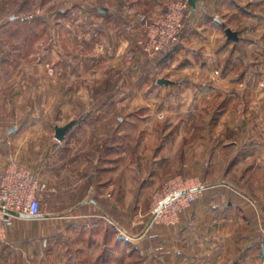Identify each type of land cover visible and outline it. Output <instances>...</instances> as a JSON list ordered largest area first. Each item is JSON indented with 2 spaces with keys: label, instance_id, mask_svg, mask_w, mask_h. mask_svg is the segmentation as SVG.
<instances>
[{
  "label": "rangeland",
  "instance_id": "obj_1",
  "mask_svg": "<svg viewBox=\"0 0 264 264\" xmlns=\"http://www.w3.org/2000/svg\"><path fill=\"white\" fill-rule=\"evenodd\" d=\"M178 3L188 5L179 41L150 55L144 50L150 30L143 18L166 19L169 7ZM103 10L110 12L104 15ZM227 29L238 38L230 39ZM139 41H147L142 49H137ZM139 55L149 59L160 55L163 63L151 73L141 70L134 80L127 73ZM158 77L162 79L158 81ZM131 86L139 90V96L132 100L133 112L123 113L121 183L133 189L125 194L128 203L136 201L137 187L140 196L150 197L148 210L142 200L136 210L139 220L147 215L138 240L155 242L161 230L177 226L182 213L204 198L209 188H229L237 204L233 205L234 214L240 220L231 244L218 248L217 264H262L264 0H224L218 6L206 0L195 6L190 0H0V139L16 135L20 124L36 121L37 127L26 129L30 134L25 146L31 149L38 142L36 133L39 138L57 136L53 125L41 128L40 124L72 118L73 114L67 117L59 111L57 104H68L72 99L79 104L100 103L110 99V92ZM65 89L74 90L79 97H66L62 94ZM164 136L168 137L166 144L160 141ZM159 141L165 146L169 142L168 173L154 191L150 188L141 195L149 159ZM8 145L11 148L13 141ZM13 162L34 172L25 160L14 158L9 164ZM137 162L138 171L133 168ZM177 179L188 188L204 187L202 195L181 212L177 224L157 225L145 235L156 194ZM47 190L48 185L37 216L45 219L43 245L37 251L32 249V220L23 230L29 233L28 239L20 242L19 250H8L0 262L161 264L135 255L134 245L118 241L120 233L110 228V220L102 224L68 218L83 213L54 207L50 196L43 197ZM227 230L226 226L222 233ZM120 242L124 243L122 248Z\"/></svg>",
  "mask_w": 264,
  "mask_h": 264
},
{
  "label": "crops",
  "instance_id": "obj_2",
  "mask_svg": "<svg viewBox=\"0 0 264 264\" xmlns=\"http://www.w3.org/2000/svg\"><path fill=\"white\" fill-rule=\"evenodd\" d=\"M208 1L216 2L218 6L220 1L224 0H206V2ZM103 11L104 15L110 12V10ZM158 11L156 9L155 13ZM102 28L105 30L104 25ZM125 48L127 51L131 49V47ZM160 57L162 58L159 55L154 59H149L139 55L130 64L131 68L127 76L135 80L141 70L147 69L148 71L149 69L150 73L153 72L157 64L163 63L161 62L163 58ZM70 76L75 77V73H70ZM159 79L162 78L158 77L157 80L159 81ZM65 90L62 94L66 97H70V99L75 96L79 97V94L74 90ZM107 96L110 99L107 101L104 98V101H100V103L79 104L74 102L75 99H72L73 102L69 100V103L68 99H65L68 104H57L59 111L67 113V117L73 114L71 120L60 123L49 120L42 125L40 124V127L43 128L45 124L46 126L53 125L54 128L58 129L70 125L62 139L54 135L48 137L42 135L39 138L36 133L34 138L38 142H35V147L27 149L25 144L30 133L26 129L37 127L36 121L20 124L16 135L2 136L0 139V175L12 159L25 160L33 165L35 174L48 185V190L43 197L50 196L54 207L78 209L83 213L81 216L68 218L74 219L73 217H75L84 223H91L93 220V222L105 224L106 221L109 222L110 220V223L113 224L110 228L113 227L117 233H120L117 240H124V242L134 245L135 255H141L152 260L154 258V263L160 261L161 264H217L218 248L221 247V244L227 246L231 244L229 241L233 240L234 227L239 224L237 220H240L234 214L235 208L233 207L237 204L232 201L229 188L215 191L209 188L204 198L182 213L180 223L174 227L163 228L160 232V238L155 242L138 240L139 232L144 226L147 215L139 220L136 210H138L140 200L145 202V207L148 210L150 197L148 195L145 199L146 196H140L138 193L140 189L137 187L139 191L136 201L133 203L126 201L128 199L126 196L133 189L124 188L121 183L123 160L121 147L124 143V136L120 133V128L125 117L123 113L133 112L131 109L135 105L132 100L139 96V90L133 86L124 89L119 88ZM77 101L80 102L79 99ZM80 117L83 119L79 120ZM20 127H23V130ZM140 139L142 138L137 137L138 141ZM167 139L168 137L164 136L160 141L162 143L167 142ZM11 141H13L11 148L9 145L7 147L6 143L10 144ZM161 142L150 156L151 159H149V166L147 167L148 175L141 185V195L147 193L150 188V192L154 191L164 175L168 173L166 165L169 161V153H167L169 152V142L166 146L165 142L164 145ZM138 166L137 162L133 168L138 171ZM113 174L115 177L112 176ZM116 174H119V178L116 177ZM117 179L119 181L116 184ZM195 183L202 184V182ZM129 185H131L130 182ZM146 200H148L147 203ZM226 204L227 210H224ZM224 213L226 214L223 215ZM38 217L30 219L19 215L10 220L5 227L4 239L0 241V258L3 259V257L8 256V250L12 248L19 250L22 245L20 242L27 240V236H29V233L23 230L32 220H34L35 226L34 237L31 238L34 240L32 249L39 250L44 242L42 230L45 219ZM226 226L228 230L224 235L222 232H225ZM121 242L120 247L124 244ZM259 255L262 264H264L261 252ZM0 264H5L4 260Z\"/></svg>",
  "mask_w": 264,
  "mask_h": 264
},
{
  "label": "built area",
  "instance_id": "obj_3",
  "mask_svg": "<svg viewBox=\"0 0 264 264\" xmlns=\"http://www.w3.org/2000/svg\"><path fill=\"white\" fill-rule=\"evenodd\" d=\"M187 9V4L178 3L176 7H169L166 19L148 21L144 17L143 21L150 30L148 35L150 39L146 41V45V42L139 41L137 49H142L145 45L144 50L153 55L178 42ZM203 188L200 186L188 188L179 179L169 182L161 193L156 194V202L145 235H149L157 225L177 224L181 212L200 198ZM46 189L47 185L33 171L18 162H13L4 169L0 177V240L4 238L5 226L13 217L19 215L37 217L41 214L43 203L41 196Z\"/></svg>",
  "mask_w": 264,
  "mask_h": 264
},
{
  "label": "water",
  "instance_id": "obj_4",
  "mask_svg": "<svg viewBox=\"0 0 264 264\" xmlns=\"http://www.w3.org/2000/svg\"><path fill=\"white\" fill-rule=\"evenodd\" d=\"M198 1L199 0H190L191 4L193 6H195ZM227 34H228V37L230 39H232V40H235V39L238 38L237 33L233 32L231 29H227ZM167 82H168L167 80H160V83H167ZM69 127H70V125H69ZM69 127L67 126V127H63V128H58L57 129V137L59 139H62L65 136L66 132L68 131ZM21 217H23V218H30L31 216L21 215ZM261 257L264 260V242L261 244Z\"/></svg>",
  "mask_w": 264,
  "mask_h": 264
}]
</instances>
